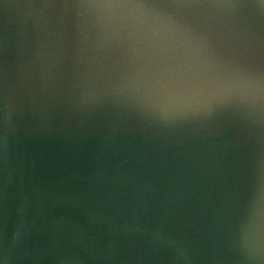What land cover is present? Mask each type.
I'll return each instance as SVG.
<instances>
[{
  "label": "water",
  "instance_id": "95a60500",
  "mask_svg": "<svg viewBox=\"0 0 264 264\" xmlns=\"http://www.w3.org/2000/svg\"><path fill=\"white\" fill-rule=\"evenodd\" d=\"M229 3L133 5L213 22L210 55L264 72V3L237 28L216 21ZM63 6L0 0V264H264V103H129ZM127 44L178 58L163 35Z\"/></svg>",
  "mask_w": 264,
  "mask_h": 264
},
{
  "label": "clouds",
  "instance_id": "9594fccd",
  "mask_svg": "<svg viewBox=\"0 0 264 264\" xmlns=\"http://www.w3.org/2000/svg\"><path fill=\"white\" fill-rule=\"evenodd\" d=\"M241 5H219L228 12L216 15V21L237 28L234 21ZM63 8L75 10L80 29L94 61V67L108 70L110 87L127 102L159 109L161 115L170 109L169 104L197 103L205 107L219 104L264 103V72L238 60H224L212 56L205 43L204 31H211L213 22L190 27L173 22L168 14L148 10L140 5L74 3ZM140 40L154 35L170 37L176 46L178 60L190 70L192 87L182 90L175 101L167 99V92L140 77L142 60L128 47L129 34ZM118 39V46L110 42ZM195 90V91H194ZM251 240L244 238V247L251 250Z\"/></svg>",
  "mask_w": 264,
  "mask_h": 264
},
{
  "label": "snow or ice",
  "instance_id": "6c2138e0",
  "mask_svg": "<svg viewBox=\"0 0 264 264\" xmlns=\"http://www.w3.org/2000/svg\"><path fill=\"white\" fill-rule=\"evenodd\" d=\"M62 5L74 3H104L115 5L154 3L187 12L192 6L202 3L203 0H57ZM241 0H230V3H240ZM264 3V0H261ZM264 59V55H262ZM140 77L167 92V99L175 101L178 94L185 88L192 87L190 70L177 57L163 54L142 58ZM174 105L169 104L171 108Z\"/></svg>",
  "mask_w": 264,
  "mask_h": 264
}]
</instances>
